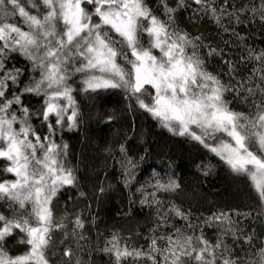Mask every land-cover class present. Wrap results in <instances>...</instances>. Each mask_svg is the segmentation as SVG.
Wrapping results in <instances>:
<instances>
[{"label":"snow or ice","instance_id":"6c2138e0","mask_svg":"<svg viewBox=\"0 0 264 264\" xmlns=\"http://www.w3.org/2000/svg\"><path fill=\"white\" fill-rule=\"evenodd\" d=\"M159 4L163 18L146 0H0V161L6 162L0 172L14 177L0 180L5 208L0 211V264H52L49 252L57 247V232L64 245L60 264H85L79 256L85 251L80 241L88 239L82 214L57 217L53 210L58 193L79 190L77 169L67 159L68 145L55 138L81 120L70 83L77 75L81 93L122 90L169 133L198 143L233 174L246 176L258 198L256 217L264 220V50L247 47L237 31L245 20L264 28V0ZM180 9L207 17L234 37L224 43L239 42V61L179 28L175 17ZM16 56L27 64L23 87L25 69L8 66ZM217 57L226 68L223 73L208 70V60ZM25 95L42 97L41 108L33 112L25 106ZM233 101L248 110H235ZM33 116L46 125L43 136L33 126ZM119 152L123 183L130 188L139 183V163L123 144ZM197 167L207 175L212 166ZM180 188L174 173L165 179L155 169L140 183L135 189L139 203L153 209L155 226L145 237L146 248L112 233L99 249L109 255L110 264H264V237L257 243L255 229L241 226L240 218L251 213L217 209L193 223L191 212L161 196ZM79 196L86 193L79 191ZM173 218L184 226L176 227ZM205 229L215 233L214 241ZM16 236L25 250L11 255L7 242ZM69 240L76 241L75 248Z\"/></svg>","mask_w":264,"mask_h":264},{"label":"trees","instance_id":"16d2710c","mask_svg":"<svg viewBox=\"0 0 264 264\" xmlns=\"http://www.w3.org/2000/svg\"><path fill=\"white\" fill-rule=\"evenodd\" d=\"M175 2L176 0H168L173 7ZM235 2L239 4L242 0ZM255 2L258 3V0ZM146 3L156 15L162 17L163 9L159 0H146ZM175 18L179 28L191 36H201L205 44L224 49L225 58L239 61L243 51L239 42L226 46L224 41H234L235 38L223 33L210 19L194 17L191 9L178 10ZM237 31L245 37L247 47L264 50V28L258 21L245 20L237 26ZM13 64L25 69L20 84L23 87L28 80L27 64L19 56L8 66ZM207 64L208 70L214 73L226 71L218 57L209 59ZM248 68L250 70L251 65ZM223 79L227 82L228 77L223 76ZM79 81L80 77L77 75L70 83L76 89L73 94L79 104L81 120L75 129L65 128L62 132L58 131L55 137L58 143L64 142L68 145L67 159L77 169L79 190L70 188L58 193L53 201V210L57 217L65 212L82 214L85 220L84 232L88 239L80 241L85 251L80 252L79 256L85 264H110L109 255L99 249L114 232H118L135 247H147L145 237L155 226V213L153 209L140 205L141 197L135 189L151 175L153 169L165 179L168 175L175 174L181 185L180 190L161 196L165 200H172L186 212H191L193 223H198L201 215H210L217 209L251 213L247 219L240 218L241 226L248 231L255 229L259 243V238L264 237V220L256 217L258 198L246 176L233 174L198 143L169 133L157 120L139 109L135 101H128L122 90H101L98 93L83 94L79 91ZM22 99L24 105L33 112L41 108L42 97L25 95ZM228 99L232 100V95H228ZM231 107L237 111L248 110L247 105L239 101H233ZM109 116L113 117L111 121L108 120ZM32 124L42 136L47 133L46 125H42L36 116L32 117ZM121 144L125 146L127 155L139 163L136 170L139 183L134 181L130 188L124 185L120 165L117 163L122 159L119 152ZM108 149L111 151H107ZM141 157L144 159L141 160ZM5 164V161H0V168ZM209 164L212 167L207 175L203 168L197 167ZM3 179L14 177L0 172V180ZM101 187L105 189L103 193L99 191ZM79 191L85 192L86 196H79ZM4 210L0 202V211ZM173 223L176 227H183L185 224L177 218H173ZM249 225L252 227L249 228ZM205 234L210 240H215V233L211 229H205ZM55 238L57 247L49 252V256L52 264H60L64 248V245L59 244L63 238L62 233L57 232ZM18 239L19 236H16L7 242L11 255L25 250L24 245L17 243ZM67 243L73 248L76 247V241L69 240Z\"/></svg>","mask_w":264,"mask_h":264}]
</instances>
